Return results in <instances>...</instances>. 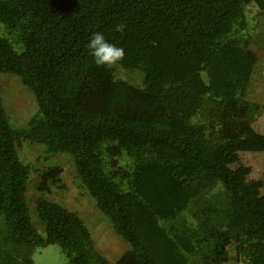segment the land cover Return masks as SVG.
<instances>
[{
    "label": "trees",
    "instance_id": "1",
    "mask_svg": "<svg viewBox=\"0 0 264 264\" xmlns=\"http://www.w3.org/2000/svg\"><path fill=\"white\" fill-rule=\"evenodd\" d=\"M249 4L264 14V0H0V74L36 104L13 127L0 97V264H32L49 244L67 264H264L263 183L239 158L264 152L252 125L264 111V68ZM93 32L124 60L97 66ZM118 66L140 71V85L116 77ZM25 142L39 148L36 160L69 156L127 243L121 254L98 251L84 219L48 198L35 201L37 231ZM61 172L35 171V189L57 187Z\"/></svg>",
    "mask_w": 264,
    "mask_h": 264
},
{
    "label": "rangeland",
    "instance_id": "2",
    "mask_svg": "<svg viewBox=\"0 0 264 264\" xmlns=\"http://www.w3.org/2000/svg\"><path fill=\"white\" fill-rule=\"evenodd\" d=\"M247 10L250 18H256V25L251 33L253 39L251 47L260 57L259 65L264 68V14H257L252 4L247 6ZM250 23L251 20H249ZM262 75V79H264V72H262ZM115 76L133 85H140L141 82L140 71L126 70L120 66L116 67ZM257 88V95L264 100V91H262L264 87ZM0 97L13 127L25 126L28 118L36 110L32 92L22 85L16 76L0 74ZM252 125L255 130L264 134V111L255 118ZM18 151L17 154L23 161L32 163V176H30L26 193L27 206L33 223L40 234L43 233V229L40 224L38 226L35 218L34 204L38 197H44L76 211L90 229L95 248L107 255L109 259H114L126 249L127 243L119 235L112 232L109 222H106V219L97 212L83 189L80 188L68 155L59 153L36 160L35 156L40 154V150L36 145L28 142H25V145L21 146ZM239 158L243 165L250 167L248 178L262 181L261 191L264 192V152H240ZM53 165L61 167L62 170L59 181L56 182L57 187L49 185V192L37 191L35 189V171H41L47 166ZM32 264H67V259L57 244H49L34 250L32 253ZM225 264L245 263L241 260L239 262L230 260Z\"/></svg>",
    "mask_w": 264,
    "mask_h": 264
},
{
    "label": "clouds",
    "instance_id": "3",
    "mask_svg": "<svg viewBox=\"0 0 264 264\" xmlns=\"http://www.w3.org/2000/svg\"><path fill=\"white\" fill-rule=\"evenodd\" d=\"M87 48L93 57L94 63L100 67L112 69L125 58L124 49L107 42L100 32L91 34Z\"/></svg>",
    "mask_w": 264,
    "mask_h": 264
}]
</instances>
